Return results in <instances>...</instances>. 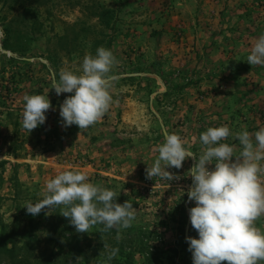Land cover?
Returning a JSON list of instances; mask_svg holds the SVG:
<instances>
[{
	"label": "rangeland",
	"instance_id": "rangeland-1",
	"mask_svg": "<svg viewBox=\"0 0 264 264\" xmlns=\"http://www.w3.org/2000/svg\"><path fill=\"white\" fill-rule=\"evenodd\" d=\"M105 9L116 10L112 21ZM261 34L264 0H0V264H192L186 238L198 233L187 191L196 159L169 168L171 179H150L146 168L169 134L199 158L209 127L229 126L221 143L235 155V133L264 128V64L247 63ZM101 46L116 58L110 107L88 128L64 127L60 105L74 93L58 96L52 84L62 69L79 74ZM26 94L52 105L31 132ZM66 170L130 201L132 226L80 233L64 205L27 213ZM255 225L264 230V215Z\"/></svg>",
	"mask_w": 264,
	"mask_h": 264
},
{
	"label": "clouds",
	"instance_id": "clouds-1",
	"mask_svg": "<svg viewBox=\"0 0 264 264\" xmlns=\"http://www.w3.org/2000/svg\"><path fill=\"white\" fill-rule=\"evenodd\" d=\"M116 58L103 46L96 54L86 55L82 71L77 74L62 69L59 80L52 89L59 96H67L60 105L62 126L77 125L80 129L93 125L108 111L112 102L110 76ZM250 65L264 64V34L255 41L247 57ZM23 127L30 132L46 122L45 113L52 108L48 95L24 96ZM229 126L209 127L201 133L205 146L197 156L185 147V141L176 133L169 134L159 146V155L146 168L150 179L174 177L169 168L180 169L186 159L195 158L189 169L192 186L187 191L190 222L198 238L187 237L192 264H260L264 261V230L255 221L264 215V128L250 133H235L241 151L234 154V146L221 143L231 135ZM214 164V168L208 165ZM45 198L36 203L28 202L24 208L36 216L46 207L54 210L57 205L66 206L62 211L77 232L84 233L96 224H103L104 231L113 227L127 229L136 218L137 209L126 200L120 204L114 189L94 184L85 172L66 170L46 183ZM119 249H113L109 259Z\"/></svg>",
	"mask_w": 264,
	"mask_h": 264
},
{
	"label": "trees",
	"instance_id": "trees-1",
	"mask_svg": "<svg viewBox=\"0 0 264 264\" xmlns=\"http://www.w3.org/2000/svg\"><path fill=\"white\" fill-rule=\"evenodd\" d=\"M104 14L106 15V17L108 18V21H112V19L115 17V15H116V10L115 9H105L104 10ZM144 250L143 249H141L139 252L141 253V252H143ZM148 252V251H147ZM149 253V252H148ZM79 254H83V252H79ZM153 254H151L150 256H152ZM129 257H133L134 256V254L132 253V254H129L128 255ZM83 257H84V255H83ZM84 261L86 262V263H89L90 262V260H89V258H88V256H85L84 257Z\"/></svg>",
	"mask_w": 264,
	"mask_h": 264
}]
</instances>
